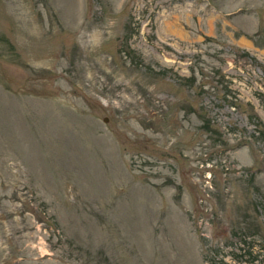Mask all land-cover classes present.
I'll list each match as a JSON object with an SVG mask.
<instances>
[{
    "label": "rangeland",
    "instance_id": "374dc122",
    "mask_svg": "<svg viewBox=\"0 0 264 264\" xmlns=\"http://www.w3.org/2000/svg\"><path fill=\"white\" fill-rule=\"evenodd\" d=\"M260 131L264 0H0V264H264Z\"/></svg>",
    "mask_w": 264,
    "mask_h": 264
},
{
    "label": "trees",
    "instance_id": "16d2710c",
    "mask_svg": "<svg viewBox=\"0 0 264 264\" xmlns=\"http://www.w3.org/2000/svg\"><path fill=\"white\" fill-rule=\"evenodd\" d=\"M255 43H256V42H255ZM257 45H258V46H262V45H259V44H257ZM260 134H261V137H263V136H264V135H263V134H264V131H260V132H259V135H260Z\"/></svg>",
    "mask_w": 264,
    "mask_h": 264
}]
</instances>
